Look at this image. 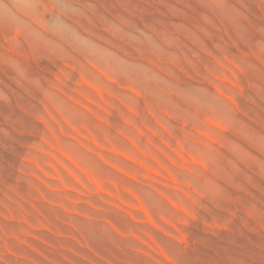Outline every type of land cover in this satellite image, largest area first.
I'll use <instances>...</instances> for the list:
<instances>
[{"label":"rangeland","instance_id":"1","mask_svg":"<svg viewBox=\"0 0 264 264\" xmlns=\"http://www.w3.org/2000/svg\"><path fill=\"white\" fill-rule=\"evenodd\" d=\"M0 264H264V0H0Z\"/></svg>","mask_w":264,"mask_h":264}]
</instances>
